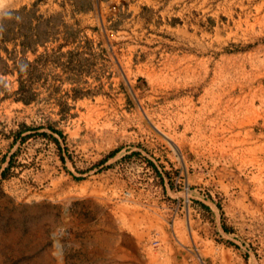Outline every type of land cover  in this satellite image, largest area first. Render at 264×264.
<instances>
[{"label":"rangeland","instance_id":"374dc122","mask_svg":"<svg viewBox=\"0 0 264 264\" xmlns=\"http://www.w3.org/2000/svg\"><path fill=\"white\" fill-rule=\"evenodd\" d=\"M7 7L0 264H130L140 207L182 206L165 182L215 204L213 235L264 264V0Z\"/></svg>","mask_w":264,"mask_h":264},{"label":"crops","instance_id":"0c3cea01","mask_svg":"<svg viewBox=\"0 0 264 264\" xmlns=\"http://www.w3.org/2000/svg\"><path fill=\"white\" fill-rule=\"evenodd\" d=\"M164 190L183 198L182 206L178 208L180 203L173 208L165 206V210H171L170 215L159 214L155 206L140 207L139 219L132 222L128 234L130 240L121 246L130 264H232V260L242 264L236 251L213 235L210 215L215 217L216 231L221 232L215 204L200 198L189 187L174 192L165 182ZM186 197L198 201L194 204Z\"/></svg>","mask_w":264,"mask_h":264},{"label":"clouds","instance_id":"9594fccd","mask_svg":"<svg viewBox=\"0 0 264 264\" xmlns=\"http://www.w3.org/2000/svg\"><path fill=\"white\" fill-rule=\"evenodd\" d=\"M10 3L11 0H0V18L12 15V10L7 7Z\"/></svg>","mask_w":264,"mask_h":264},{"label":"trees","instance_id":"16d2710c","mask_svg":"<svg viewBox=\"0 0 264 264\" xmlns=\"http://www.w3.org/2000/svg\"><path fill=\"white\" fill-rule=\"evenodd\" d=\"M0 60H2L1 57H0ZM16 99H21V100H23L24 102L27 101V99H25V98H16Z\"/></svg>","mask_w":264,"mask_h":264}]
</instances>
